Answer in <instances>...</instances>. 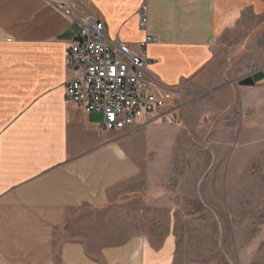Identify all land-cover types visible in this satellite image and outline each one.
<instances>
[{
	"label": "crops",
	"instance_id": "obj_1",
	"mask_svg": "<svg viewBox=\"0 0 264 264\" xmlns=\"http://www.w3.org/2000/svg\"><path fill=\"white\" fill-rule=\"evenodd\" d=\"M244 14L264 21V0H0V264H174L176 198L191 187L204 203L210 172L218 201L232 209L239 181L253 182L264 153V85L243 86L251 99H239L229 83L207 85V65L215 39ZM79 15L134 50L146 33L156 37L147 70L172 90L163 111L178 122L144 115L99 132L101 114L65 104L64 53ZM204 113L218 115L211 130ZM114 203L137 209L124 240L93 255L63 236L83 207Z\"/></svg>",
	"mask_w": 264,
	"mask_h": 264
},
{
	"label": "rangeland",
	"instance_id": "obj_2",
	"mask_svg": "<svg viewBox=\"0 0 264 264\" xmlns=\"http://www.w3.org/2000/svg\"><path fill=\"white\" fill-rule=\"evenodd\" d=\"M207 70L211 79L207 83L209 87L229 83L239 92L237 98L251 99L237 81L251 72L264 71V21L260 15L244 14L235 27L223 29L212 45ZM257 83L264 85V79ZM261 94L259 91V99ZM225 99L229 103L231 94H226ZM217 116L204 113L200 119L210 120L208 130H211ZM176 122V116L171 114L170 120L163 123ZM261 152L253 182L247 179L251 181L247 186L246 180L239 181L242 186L235 189L231 210L228 203L223 207L218 201L213 172L201 188L204 203L196 202L191 187H183L189 197L176 198L179 204L178 218L173 224L174 264H264V153ZM196 160L200 162L201 158ZM196 174L190 172V181ZM136 210L134 205L124 207L116 203L99 208L83 207L76 219L67 221L63 236L81 240L87 252L96 255L101 246L116 244L133 232L135 220L128 216H133Z\"/></svg>",
	"mask_w": 264,
	"mask_h": 264
},
{
	"label": "built area",
	"instance_id": "obj_3",
	"mask_svg": "<svg viewBox=\"0 0 264 264\" xmlns=\"http://www.w3.org/2000/svg\"><path fill=\"white\" fill-rule=\"evenodd\" d=\"M57 7L74 16L68 2L60 1ZM76 19L77 33L64 53L70 72L65 82V104L85 113L101 114L99 132L123 130L144 115L169 121L171 113L163 109L171 105L173 92L147 70L145 48L156 42V37L146 33L134 50L117 38H108L104 23L93 15ZM146 24L141 11L139 27L145 29Z\"/></svg>",
	"mask_w": 264,
	"mask_h": 264
},
{
	"label": "water",
	"instance_id": "obj_4",
	"mask_svg": "<svg viewBox=\"0 0 264 264\" xmlns=\"http://www.w3.org/2000/svg\"><path fill=\"white\" fill-rule=\"evenodd\" d=\"M254 68H250L252 70ZM264 78V73L262 70H257L254 72H251L242 78L238 79L237 84L240 86H253L258 81L262 80Z\"/></svg>",
	"mask_w": 264,
	"mask_h": 264
}]
</instances>
